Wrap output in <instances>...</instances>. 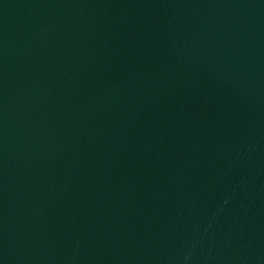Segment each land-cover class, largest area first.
<instances>
[{
    "label": "water",
    "instance_id": "water-1",
    "mask_svg": "<svg viewBox=\"0 0 264 264\" xmlns=\"http://www.w3.org/2000/svg\"><path fill=\"white\" fill-rule=\"evenodd\" d=\"M0 264H264V0H0Z\"/></svg>",
    "mask_w": 264,
    "mask_h": 264
}]
</instances>
